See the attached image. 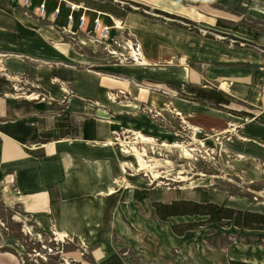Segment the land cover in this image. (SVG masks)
Wrapping results in <instances>:
<instances>
[{
  "label": "crops",
  "instance_id": "1",
  "mask_svg": "<svg viewBox=\"0 0 264 264\" xmlns=\"http://www.w3.org/2000/svg\"><path fill=\"white\" fill-rule=\"evenodd\" d=\"M40 1L0 0V202L17 206L38 232L74 241L94 264H133L125 252L132 247L144 264H163L179 236L156 218L150 202L167 201L169 193L138 186L121 137L165 131L153 126L150 108L169 104L184 118L202 110L197 100L226 108L227 94L254 108L255 116L237 125L230 114H210L238 128L243 165L264 164V124L254 120L264 123V51L216 57L200 71L182 65L180 47L167 41L170 48L159 51L158 65L97 67L106 74L88 67L108 58L80 54L66 40L70 10ZM224 1L240 13L261 9L264 27V0ZM175 9L191 19L202 17L193 7ZM240 27V41L264 50V30ZM185 83L195 94L189 101L167 95V87L185 91ZM206 83L216 88L206 86L201 97ZM157 86L165 93L156 92ZM9 258L4 257L11 264Z\"/></svg>",
  "mask_w": 264,
  "mask_h": 264
},
{
  "label": "rangeland",
  "instance_id": "2",
  "mask_svg": "<svg viewBox=\"0 0 264 264\" xmlns=\"http://www.w3.org/2000/svg\"><path fill=\"white\" fill-rule=\"evenodd\" d=\"M51 1L70 10L71 16L67 20L70 37L65 38L72 43L74 50L94 59L108 58L105 63L88 67L94 71H98L99 66L158 65L159 51L168 46L167 41L180 47L179 62L182 65L186 68L194 66L200 71L216 57L222 61L223 58L230 59V54L236 55L246 49L264 51L251 42L240 41L236 36L242 35L239 32L241 25L257 33L263 32L261 9L256 7L240 13L224 0ZM177 5L193 7L202 17L191 19L180 15L175 9ZM57 10L58 7L56 13ZM98 72L109 74L106 70ZM188 85L185 83L181 87L185 91L167 87V95L174 94L189 101L195 94L187 91ZM206 86L216 88L214 83L200 85L201 97L206 95L203 91ZM153 88L162 94L166 90L159 86ZM222 96L230 102L226 108L197 100L202 110L184 118L177 115L169 104L150 108L147 112L152 117L153 126L166 132H134L124 134L125 139L121 137L120 147L131 163L129 169L136 174L138 186L152 187L159 193L167 191L170 198L161 201L164 203L185 199L262 211L264 164L243 165L236 145L240 140L238 128L234 130L228 124L229 120L210 114L213 110L230 114L240 125L242 121L252 119L255 116L252 111L255 110L227 94ZM236 111L251 113V116ZM254 120L264 124L256 117ZM215 127L232 129L220 133L215 132ZM205 219L200 215H180L163 220L169 226L199 223L181 235L175 234L179 236L178 241L169 246L168 260L163 264H228L229 259L264 262V230L219 225ZM115 240L119 242L117 238ZM125 252L133 264H144L136 247ZM4 257H10L11 264H94L89 253L74 241L38 232L18 214L17 206L9 207L0 202V264H8Z\"/></svg>",
  "mask_w": 264,
  "mask_h": 264
},
{
  "label": "trees",
  "instance_id": "3",
  "mask_svg": "<svg viewBox=\"0 0 264 264\" xmlns=\"http://www.w3.org/2000/svg\"><path fill=\"white\" fill-rule=\"evenodd\" d=\"M243 115L251 116L244 111H236ZM150 206L156 218L166 220L171 216L200 215L205 216V221L216 222L219 225H233L242 229L264 230V213L250 210H241L214 202H199L185 199H173L169 202L151 201ZM198 222L171 224L170 229L176 235L193 229ZM13 234V233H12ZM15 237H17L16 234ZM18 238V237H17ZM19 239V238H18ZM228 264H264L238 259H229Z\"/></svg>",
  "mask_w": 264,
  "mask_h": 264
},
{
  "label": "bare ground",
  "instance_id": "4",
  "mask_svg": "<svg viewBox=\"0 0 264 264\" xmlns=\"http://www.w3.org/2000/svg\"><path fill=\"white\" fill-rule=\"evenodd\" d=\"M139 137L145 138L144 136H139ZM141 163H143V162L141 161ZM142 165H143V164H142Z\"/></svg>",
  "mask_w": 264,
  "mask_h": 264
}]
</instances>
